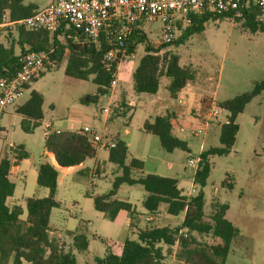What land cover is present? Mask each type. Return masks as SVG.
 <instances>
[{"label":"rangeland","instance_id":"1","mask_svg":"<svg viewBox=\"0 0 264 264\" xmlns=\"http://www.w3.org/2000/svg\"><path fill=\"white\" fill-rule=\"evenodd\" d=\"M24 3L43 7L48 0H24ZM159 29V22L144 26L145 40L137 44L131 54L126 52L125 58L118 64L113 90L109 89L96 100L92 99L96 86L91 81L64 84V62L55 69L43 72L29 84L15 105L5 109L6 114L0 120V149L12 154L22 146L31 161L36 164L44 161L42 126L31 132L23 131L21 117L14 112V108L23 104L34 90L44 98V118L54 122L55 129L94 133L107 145L112 137L117 136L126 143L130 156L143 161L142 175L156 174L176 179L184 195L194 185V192L189 196L203 193L205 220H209L213 204H227L226 219L237 228L238 236L230 245L224 264H264V93L254 97L237 116L235 122L239 129L230 152L210 158L211 169L205 186L193 183L195 169L187 164L189 157L196 158L201 151L220 146L219 128L227 115L217 109V103L249 92L255 83L264 80V32H250L243 27L242 20L226 17L209 19L202 32L191 35L183 43L167 46L165 50L179 56L180 66L196 69V77L189 83L190 88L181 91L177 99H171L165 89L166 77L160 79L156 96L137 94L132 90V73L145 47L159 48L153 45L160 36ZM15 30L0 28V42L9 45L11 39H16ZM15 53L19 54L18 46ZM203 96L212 100V108L204 120L198 116ZM150 99L162 101L155 100L149 104ZM178 100L184 104L178 103ZM130 101L136 106L115 109L120 102L127 104ZM103 108L108 109V113L103 112ZM166 110L175 114L173 136L185 141L188 151L175 149L166 152L157 137L140 130L145 120L163 115ZM67 118L71 119L70 123L65 122ZM180 127L184 132L179 131ZM125 129L129 130L128 136L123 134ZM192 130L197 135H192ZM95 146V157L84 161L82 168L91 171L93 166H99L98 177L92 179L90 174H81L78 168L64 174L61 172L55 195L59 207L53 209L50 219L55 228L53 235L61 236L59 243L64 251L71 248V239L64 233L66 230L72 229L87 237V250L84 253L74 252L76 264H94L93 259L102 257L107 250L119 255L123 241L136 238L128 230L126 212L119 211L113 220H109L93 209V199L107 193L113 179L120 174L119 168L108 161L107 149L98 144ZM94 173L97 174L96 171ZM139 174L135 173L136 176ZM27 178L25 184L14 180V193L8 204L12 201L24 207L25 197L43 198L46 189ZM144 196L140 186L123 185L114 198L129 202L138 212H144L140 205ZM159 209L160 212L151 221L144 220L145 215L140 214L138 228L179 227L181 216H168L164 205ZM197 238L206 245L217 241L211 236ZM164 262L183 264L173 257H167Z\"/></svg>","mask_w":264,"mask_h":264},{"label":"trees","instance_id":"2","mask_svg":"<svg viewBox=\"0 0 264 264\" xmlns=\"http://www.w3.org/2000/svg\"><path fill=\"white\" fill-rule=\"evenodd\" d=\"M37 10L34 4H25L24 0H0V15L8 11L12 21L29 17ZM238 10L240 15L234 17L232 12L222 16L193 17L192 25L185 28L177 39L157 49L147 45L132 73V90L137 94L155 95L160 79L166 77L168 82L165 89L171 99H177L178 94L195 79L196 69L180 66L179 56L165 50L166 47L183 43L191 35L202 32L209 19L226 17L242 20L243 27L250 32H264L263 12L253 6ZM15 34L16 39H11L9 45L0 42V78L11 77L18 72L19 59L23 53L52 51L50 59L56 67L64 58L66 60L64 84L91 81L96 86L93 100L108 92L114 83L117 66L125 58L117 54L111 61L106 62L105 57L114 46L111 37H102L93 42L82 33H76L64 25L53 34L46 31L34 32L24 27H17ZM144 40L145 36L139 30H133L125 43L127 55ZM16 46L19 47V54L15 53ZM262 93L264 80L255 83L249 92L217 103V109L227 115L226 121L219 128L220 146L210 147L199 154L200 162L194 174L195 185L205 186L211 169V157H221L230 152L239 129L235 122L237 116L254 97ZM42 104V95L33 90L28 99L16 107V113L22 117L20 126L23 131L31 132L40 126L43 117ZM211 108V98L203 96L198 116L204 120ZM172 121L173 117L169 113L156 116L151 121H144L140 130L144 134L157 137L161 148L166 152L170 153L175 149L188 151L187 143L173 136ZM110 143L114 146L106 144L103 148L107 149L108 161L119 168L120 174L113 179L107 193L93 199V209L110 218L119 211L126 212L128 230L136 238L125 239L119 255L107 250L102 257L93 259L94 264H165L167 257H173L183 264H224L230 245L238 236L237 228L225 216L228 205L213 204L209 220H205L202 192L187 196L178 188L176 179L156 174L142 175L143 161L129 155L126 143L117 136L112 137ZM44 149L53 156L59 168L79 166L96 155L95 144L81 130L46 131ZM21 150L20 146L15 150V161L27 157V153ZM11 164L7 157L0 158V264H76L74 252L84 253L87 250V237L77 231H67L65 234L71 239V248L64 251L59 241L50 236V213L52 209L59 207L55 199L58 169L49 162L39 165L36 185L45 188L47 196L29 197L22 208L8 204L15 187L10 179ZM87 172L84 169L82 174L87 175ZM136 172L140 174L136 176ZM123 185L140 186L143 189L145 197L141 206L147 213L157 215L160 212L159 207L164 205L168 216H181L179 227L137 228L140 213L129 202L114 198ZM228 187L231 188L232 185ZM198 236H211L217 241L212 245L202 244Z\"/></svg>","mask_w":264,"mask_h":264},{"label":"built area","instance_id":"3","mask_svg":"<svg viewBox=\"0 0 264 264\" xmlns=\"http://www.w3.org/2000/svg\"><path fill=\"white\" fill-rule=\"evenodd\" d=\"M250 6L264 13V0H50L47 6L20 20H10L9 12L5 11L0 15V28L24 27L34 32L53 34L64 25L93 42L102 37H111L114 46L105 57V61L109 62L117 54L125 57V43L135 29L144 35V26L159 22L160 36L153 45L160 47L170 43L180 31L191 26L193 17L222 16L231 12L234 17L240 15L238 9ZM51 54L52 51L25 52L19 59L18 72L14 76L0 78V116L22 97L26 86L46 70L56 68L50 59ZM178 103L184 104L180 100ZM103 112L108 113V109ZM179 131L184 132V129L180 127ZM86 134L94 144L100 147L106 145L101 142L99 135L90 132ZM191 134L197 135V132L192 130ZM109 146L113 147L114 144L109 143ZM199 162V156L187 160V164L195 171ZM91 178L96 179L97 175L92 173ZM192 180L194 183V177ZM193 192L194 185L187 195Z\"/></svg>","mask_w":264,"mask_h":264},{"label":"crops","instance_id":"4","mask_svg":"<svg viewBox=\"0 0 264 264\" xmlns=\"http://www.w3.org/2000/svg\"><path fill=\"white\" fill-rule=\"evenodd\" d=\"M50 3V0H48V3L46 4V5H44L43 7H37V9L39 10V9H42V8H44L45 6H47L48 4ZM65 58H64V60L61 62V63H65ZM58 67V66H57ZM56 67V68H57ZM55 69V68H54ZM115 86V84L113 83L112 85H111V88H110V90L113 88ZM28 87H29V85H28ZM185 88H190V85L188 84ZM184 88V89H185ZM27 88H25V90H26ZM184 89L182 90V91H184ZM24 90V91H25ZM113 90V89H112ZM114 93H115V91H114ZM152 96H156V94L155 95H152ZM43 98V97H42ZM144 98V97H143ZM155 100H157V102H161L162 100H160V99H150L149 101H148V103L149 104H153L154 102H155ZM184 103V102H183ZM19 106V105H18ZM124 106H127V107H135L136 106V104H134V102H132V101H130L129 103H124V102H120L119 104H117L116 105V108L115 109H119V107L121 108V107H124ZM43 107H44V98H43V104H42V112H43ZM49 107L50 108H53V106H52V104H49ZM104 109H106V108H103V110ZM16 108H14V112L16 113ZM6 112V110L4 111V113L0 116V120L2 119V117H3V115L4 114H6L5 113ZM170 114V115H172V117H173V120H174V112L172 111V112H168L167 110H166V112H165V114H163V115H166V114ZM17 114V113H16ZM17 115H19V114H17ZM20 116V115H19ZM158 116H160V115H158ZM21 117V116H20ZM156 117V116H155ZM154 117V118H155ZM22 118V117H21ZM152 120V119H151ZM151 120H149V121H151ZM70 121H71V119H69V118H67L66 120H65V122H67V123H70ZM146 121V120H145ZM40 126H42V128H43V130H44V132H43V136H42V144H43V154H42V157L44 158V161L42 162V163H44V162H49V163H51L52 165H54L57 169H58V176H59V174H61V172H62V174H64V173H67L69 170H71V169H80V173L82 174L83 173V170L85 169V168H82V164L81 165H79V166H75V167H70V168H59L57 165H56V163H55V161H54V159H53V156L51 155V154H49V153H47L46 151H45V149H44V135H45V132L46 131H78V130H74V129H71V130H68V129H55L53 126H54V122H52L51 120H45V118H44V114H43V117H42V120L40 121ZM1 129V128H0ZM123 134L125 135V136H128L130 133H129V130H127V129H125L124 131H123ZM20 147H22V146H20ZM103 148V147H102ZM22 152H25L23 149L21 150ZM15 153H16V151L14 150V151H12V154H11V152H9V153H7L6 151H3L2 149H0V157L2 158V157H7L10 161H11V167H10V170H9V173H10V179L14 182V180H20V182H22L23 184H25L26 182H27V177H30V179H32V181H35V183H36V177H37V169H38V167H39V165L40 164H42V163H40V164H36L35 162H33V161H31V158L28 156V154H27V157L25 158V159H22V160H20V161H15V158H14V156H15ZM25 153H27V152H25ZM15 161V163H13ZM88 170V169H87ZM96 171V175H97V177H98V175H99V172H100V167L99 166H93V168H92V170L91 171H89L88 170V172H87V175L88 174H90V176L92 175V173H94ZM14 186H15V183H14ZM15 188V187H14ZM57 188H58V178H57ZM14 193V192H13ZM13 196V195H12ZM47 196V190L45 191V193H43V197H46ZM145 197V196H144ZM12 198V197H11ZM10 198V199H11ZM27 198H29V197H25L24 198V204H25V200L27 199ZM35 198V197H34ZM143 200V199H142ZM142 202V201H141ZM131 204V203H130ZM9 205L11 206V205H18V204H16V203H14V202H12V201H10V203H9ZM141 205V204H140ZM18 206H21V205H18ZM22 207V206H21ZM142 207V206H141ZM22 208H24V207H22ZM136 209V208H135ZM160 210V209H159ZM52 211H53V209H52ZM52 211H51V213H50V218H49V226H50V228H51V230H52V232L50 233V236L52 237V238H54V239H56L57 241H59L60 242V235H57V236H55V234L53 235V233H54V231H55V228L52 226V224H51V222H50V219H51V214H52ZM137 211V210H136ZM138 212V211H137ZM140 214H143V215H145V217H144V220H146V221H151V220H153L155 217H156V215H151V214H149V213H147L145 210H144V212H139ZM118 214V213H117ZM117 214L113 217V218H110V217H107V216H102V218H104V219H109V220H113L116 216H117ZM226 216V215H225ZM127 226H128V223H127ZM137 228H138V225H137ZM67 231H70V232H74L72 229H68V230H66L64 233H66Z\"/></svg>","mask_w":264,"mask_h":264}]
</instances>
